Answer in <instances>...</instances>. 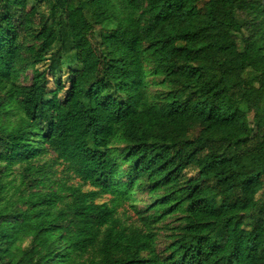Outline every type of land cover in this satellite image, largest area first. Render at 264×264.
<instances>
[{
  "label": "trees",
  "instance_id": "1",
  "mask_svg": "<svg viewBox=\"0 0 264 264\" xmlns=\"http://www.w3.org/2000/svg\"><path fill=\"white\" fill-rule=\"evenodd\" d=\"M0 264H264V0H0Z\"/></svg>",
  "mask_w": 264,
  "mask_h": 264
},
{
  "label": "rangeland",
  "instance_id": "2",
  "mask_svg": "<svg viewBox=\"0 0 264 264\" xmlns=\"http://www.w3.org/2000/svg\"><path fill=\"white\" fill-rule=\"evenodd\" d=\"M112 25L111 24H107L106 27L110 28ZM101 30V26L100 25H96V31L99 32ZM31 78H32V70L31 68H26V70L23 72V75L20 79V82H25V83H30L31 82ZM151 79V78H150ZM159 82L160 79H155V81H152L150 86H149V91L151 92V94H155L159 91H163L165 90L164 86L158 85V83L155 82ZM194 171H191L190 174H193ZM74 182H76L77 180H73ZM84 189H89V187L85 186ZM111 198L110 195H102L98 198H96L97 202H103V201H107ZM146 202H149V196L146 192H141V191H135L133 192L130 200H128L126 203L123 204V206L119 207V214L122 216V218L125 221L128 222H132L134 220H136V214L135 212L132 210V207H130V204H134L136 205L138 208H143L144 205L146 204ZM176 217L175 216H171L170 218H167L165 222L170 223V225H176L178 224V220H175ZM168 232H170L169 230H165L163 232L160 233V236L158 238V249L162 250L163 247L165 246L166 242H167V238L165 236V234H167Z\"/></svg>",
  "mask_w": 264,
  "mask_h": 264
}]
</instances>
